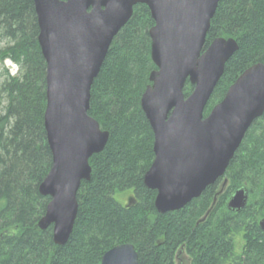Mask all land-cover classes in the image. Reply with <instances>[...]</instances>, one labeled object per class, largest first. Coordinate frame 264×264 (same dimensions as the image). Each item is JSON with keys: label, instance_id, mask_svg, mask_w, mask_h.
Masks as SVG:
<instances>
[{"label": "trees", "instance_id": "16d2710c", "mask_svg": "<svg viewBox=\"0 0 264 264\" xmlns=\"http://www.w3.org/2000/svg\"><path fill=\"white\" fill-rule=\"evenodd\" d=\"M154 24L146 5L135 6L92 86L89 114L110 139L90 159L92 179L78 192L73 233L58 246L52 226L39 228L50 203L39 187L53 158L44 126L47 64L34 0H0V62L18 67L16 75L0 72V264H101L106 252L122 244L134 246L139 264H176L183 255L190 264H264V115L231 161L223 194L219 179L182 210L159 214L156 191L144 185L155 159L154 133L141 108L157 70L149 36ZM217 38L235 39L239 50L204 117L246 70L264 64V0H221L204 49ZM193 90L188 82L186 98ZM240 189L248 203L231 211L228 203ZM127 192L133 196L120 203L117 197Z\"/></svg>", "mask_w": 264, "mask_h": 264}, {"label": "water", "instance_id": "95a60500", "mask_svg": "<svg viewBox=\"0 0 264 264\" xmlns=\"http://www.w3.org/2000/svg\"><path fill=\"white\" fill-rule=\"evenodd\" d=\"M220 1L34 0L38 42L47 64L44 126L53 158L39 187L50 198L39 228L52 226L56 245L69 242L78 192L92 179L90 159L110 139L89 114L91 90L137 5H146L155 23L149 36L157 70L141 108L155 139V159L144 185L157 193V212L182 210L224 178L246 134L264 115V64L246 70L204 117L226 64L239 50L232 38H217L204 49ZM188 82L194 90L186 98ZM248 199L245 189L236 191L229 210H243ZM259 226L264 232V219ZM101 264H139V255L133 245L122 244L106 252Z\"/></svg>", "mask_w": 264, "mask_h": 264}, {"label": "rangeland", "instance_id": "374dc122", "mask_svg": "<svg viewBox=\"0 0 264 264\" xmlns=\"http://www.w3.org/2000/svg\"><path fill=\"white\" fill-rule=\"evenodd\" d=\"M5 68V70H9L12 74L16 75L17 72H18V67L16 65H14L11 61L7 60L5 61L4 63H1L0 62V72L2 71V69ZM251 129V128H250ZM225 176L224 178H222V184H220L219 186V194L218 195H221L223 194L226 189H227V185H228V180H227V184L224 186L225 184ZM133 196V193L132 192H127L125 193L124 195H121V196H118L117 197V200L120 202V203H123V204H127V202L131 199V197ZM216 201H217V198H215ZM261 221V220H260ZM260 223V222H259ZM182 264H190V259L186 256V255H183L182 256ZM181 262L179 260L176 261V264H181Z\"/></svg>", "mask_w": 264, "mask_h": 264}]
</instances>
